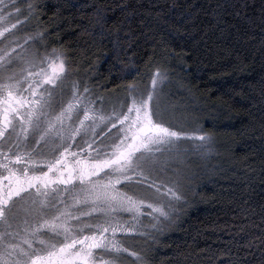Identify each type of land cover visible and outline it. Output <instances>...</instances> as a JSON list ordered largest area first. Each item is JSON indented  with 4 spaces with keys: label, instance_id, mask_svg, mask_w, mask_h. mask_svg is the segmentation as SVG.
<instances>
[{
    "label": "snow or ice",
    "instance_id": "1",
    "mask_svg": "<svg viewBox=\"0 0 264 264\" xmlns=\"http://www.w3.org/2000/svg\"><path fill=\"white\" fill-rule=\"evenodd\" d=\"M39 7L0 0V264H150L151 245L181 228L195 206L188 182L196 177L179 179V162L211 153L214 137L193 109L165 94L164 66L149 64L116 100L73 80L72 58L48 51L45 33L27 27ZM116 7L124 19L107 37L112 56L134 66L133 13L126 3ZM249 10H256L249 0H223L214 19L251 21ZM107 11L95 7L101 37ZM259 12L264 43V0ZM229 211L241 232L260 227L264 246V206L257 212L245 201ZM226 255L223 264H240L231 247Z\"/></svg>",
    "mask_w": 264,
    "mask_h": 264
},
{
    "label": "trees",
    "instance_id": "2",
    "mask_svg": "<svg viewBox=\"0 0 264 264\" xmlns=\"http://www.w3.org/2000/svg\"><path fill=\"white\" fill-rule=\"evenodd\" d=\"M36 1L47 46L66 52L72 70L88 77L90 87L125 90L143 79L149 64L164 66L173 101L193 109L214 137L213 152L192 180L194 208L183 217L181 228L168 230L151 247L150 264H223L229 247L240 264H264L261 228L249 225L241 232L240 219L229 211L245 201L257 212L264 206L260 0H249L256 9L249 10L251 21L229 14L214 19V9L223 0ZM121 3L128 5L133 13L128 22L137 28L139 46L135 55L131 49L127 54L137 61L134 66L127 57L112 56L107 38L124 19L116 7ZM96 6L108 9L105 37L96 25ZM129 72L132 76L124 78ZM254 220L260 224L259 216Z\"/></svg>",
    "mask_w": 264,
    "mask_h": 264
},
{
    "label": "rangeland",
    "instance_id": "3",
    "mask_svg": "<svg viewBox=\"0 0 264 264\" xmlns=\"http://www.w3.org/2000/svg\"><path fill=\"white\" fill-rule=\"evenodd\" d=\"M35 2L37 3V1L35 0ZM22 9L26 7L25 4L21 3L19 5ZM37 16H38V11H37ZM21 19H23V16H21ZM28 29L29 30H36V31H41L40 30V25H39V20L38 19H33L29 24H28ZM42 44L47 46L46 40L44 38V40L41 42ZM34 47H39V45H35ZM48 51H51L52 49H56L58 51H61L60 48H56V47H48ZM40 51L43 53L44 49L40 48ZM74 72V71H73ZM73 80H81L84 82H89L90 79L88 77H83L82 75L77 76L74 72V75L72 77ZM142 79H140L139 81H141ZM138 81V82H139ZM136 82V83H138ZM89 86V85H88ZM90 87V86H89ZM92 89L95 90V92L100 95L101 97H104L106 100H116L117 98L123 97L126 92L125 90H102L100 87L96 86V89L94 87H90ZM164 92L166 95L170 94V91L167 89V85L164 89ZM169 99L171 102L175 103L172 99V96L170 94ZM213 152V151H212ZM207 154L206 155H201V154H197V153H191L190 155H188L187 157L183 158L180 162H179V167L177 169V171H179L181 173V175L178 177L179 179H181L183 181V175L187 174L190 176H194V174H197L196 171H201L199 169V167L205 162L206 158H207ZM188 183H190V185L192 184V181H189ZM192 188V185H191ZM168 230H166L165 233H167ZM138 243L143 245V241H138ZM157 244V243H156ZM151 245V247H153L154 245Z\"/></svg>",
    "mask_w": 264,
    "mask_h": 264
}]
</instances>
